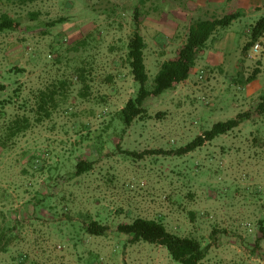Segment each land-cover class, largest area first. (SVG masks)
Returning a JSON list of instances; mask_svg holds the SVG:
<instances>
[{
    "label": "rangeland",
    "instance_id": "374dc122",
    "mask_svg": "<svg viewBox=\"0 0 264 264\" xmlns=\"http://www.w3.org/2000/svg\"><path fill=\"white\" fill-rule=\"evenodd\" d=\"M207 2L0 0L13 26L0 32V264H179L117 231L140 217L199 240L200 264H264V37L249 46L264 10L220 28V50L207 43L225 66L202 58L130 127L119 114L140 89L127 60L136 13L152 91L188 26L211 17ZM245 113L233 131L175 154ZM80 162L92 169L78 175ZM93 221L109 231L88 234Z\"/></svg>",
    "mask_w": 264,
    "mask_h": 264
},
{
    "label": "trees",
    "instance_id": "16d2710c",
    "mask_svg": "<svg viewBox=\"0 0 264 264\" xmlns=\"http://www.w3.org/2000/svg\"><path fill=\"white\" fill-rule=\"evenodd\" d=\"M36 1V0H30ZM243 15L240 12L227 14L223 17H213L212 19H197L193 21L188 29L184 44L178 50L174 59L165 61L155 78V86L152 91L146 88L149 79L145 51L147 44L140 31L139 16L136 13V29L134 30L129 43L127 60L131 68L134 80L140 85L139 92L135 99H130L125 107L120 110L122 122L126 127H130L137 119L143 118L147 111L143 104L151 96H160L165 91L173 89L176 85L185 82L196 67L197 61L206 48L211 37L220 29L230 27ZM61 19L54 23L64 22ZM53 25V24H52ZM12 19L8 15L0 19V32L12 29ZM264 37V17L259 19L251 30V42L254 45ZM260 73L256 68L248 78L247 82L253 81ZM6 89L4 84H0V92ZM259 113H264V96L257 106ZM249 114H239L236 118L226 122L215 124L210 130L195 138L192 142L175 151L177 156H183L203 147L206 143L213 141L216 137L225 135L238 128L244 121L249 119ZM128 154H131L128 152ZM92 169V163L80 162L77 166V174L81 175ZM86 231L92 236H103L108 231L107 226H103L96 221L91 222ZM117 231L129 237L132 244L146 242L164 247L168 250L171 259L179 264H200L208 253V248L193 237H179L170 233L166 226L157 220L137 218L132 223L119 224Z\"/></svg>",
    "mask_w": 264,
    "mask_h": 264
},
{
    "label": "crops",
    "instance_id": "0c3cea01",
    "mask_svg": "<svg viewBox=\"0 0 264 264\" xmlns=\"http://www.w3.org/2000/svg\"><path fill=\"white\" fill-rule=\"evenodd\" d=\"M205 2V0H203ZM225 4H229L231 7H233V5L235 6V8L237 9L236 11H232L231 13H235V12H240L243 16L240 18L242 19L243 17H254L255 14L260 13L262 10H264V0H209V2H207V6H209V10L211 11V17L210 18H205V19H212L213 17H223L225 15H227V13H223L224 11H221L219 13L221 14H217L218 10L222 9V6H224ZM199 6L201 5H196V9H199ZM228 13V14H231ZM185 15V14H184ZM186 16V15H185ZM186 18V17H183ZM182 18V19H183ZM239 19V20H240ZM238 21V20H237ZM190 26V25H189ZM188 26V29H189ZM232 26V25H231ZM230 26V27H231ZM229 27V28H230ZM176 28V27H175ZM174 28V29H175ZM188 29H187V33H188ZM218 33V31L211 37L213 43H215L216 47L214 46V50L216 51V48H218V50H220L221 46L223 43L219 42L217 43L215 41V35ZM187 36V34H186ZM186 39V38H185ZM210 39V40H211ZM209 40V41H210ZM221 43V44H220ZM184 44V43H183ZM182 44V45H183ZM218 44V45H217ZM210 49V55L207 57L206 56V50ZM212 52V43L211 46L209 47V45H206V48L204 49V51L202 52L201 56L199 57L198 61H197V65L196 67L192 70L191 74L194 72V70L197 69V66L202 62V58H205V61H207L204 65L206 66H211L213 68H217V67H221L226 65V59L223 58V56H221L220 54L217 53V55H214ZM212 68V69H213ZM190 74V75H191ZM190 78V77H189ZM187 79L185 82L183 83H189L191 79Z\"/></svg>",
    "mask_w": 264,
    "mask_h": 264
},
{
    "label": "built area",
    "instance_id": "2783aa9c",
    "mask_svg": "<svg viewBox=\"0 0 264 264\" xmlns=\"http://www.w3.org/2000/svg\"><path fill=\"white\" fill-rule=\"evenodd\" d=\"M259 49H260V46L258 44L254 46V52L257 53L259 51Z\"/></svg>",
    "mask_w": 264,
    "mask_h": 264
}]
</instances>
